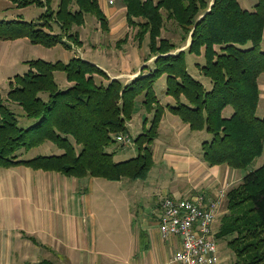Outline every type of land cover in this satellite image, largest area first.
Wrapping results in <instances>:
<instances>
[{"label":"trees","instance_id":"obj_1","mask_svg":"<svg viewBox=\"0 0 264 264\" xmlns=\"http://www.w3.org/2000/svg\"><path fill=\"white\" fill-rule=\"evenodd\" d=\"M10 1L19 8L37 5L45 11L36 21L0 19L2 39L28 38L47 47L82 45L79 33L72 30L85 23L87 13L98 18L103 30L109 29L99 0H59L57 7L53 0ZM121 1L128 25L137 28L139 46L149 38L145 60L155 57L153 67L125 84L78 55L66 62L28 60L29 70L10 81L6 99L0 92V168L25 165L76 178H145L154 165L152 145L168 108L192 130L212 133V139L202 143L203 158L210 166L247 169L264 152V114L258 113L259 77L264 73V0H258L253 10L242 7L239 0ZM165 18L181 27L183 41L190 37L187 52L204 56L205 63L199 67L211 88L189 72L187 52L177 51L179 44L163 36ZM57 70L65 71L71 82L65 89L55 79ZM162 75H166V93L174 99L166 104L154 89ZM6 100L18 103L35 121L20 126L18 113ZM140 105L153 117L149 127L144 118V130L135 138L139 153L115 160L114 151L107 147L119 134L130 135L127 122ZM228 106L233 108L230 116L224 114ZM47 141L59 151L31 158L20 154ZM226 198L227 212L216 236L228 239L237 258L232 264H264V163L248 171ZM37 264L58 263L44 258Z\"/></svg>","mask_w":264,"mask_h":264},{"label":"crops","instance_id":"obj_2","mask_svg":"<svg viewBox=\"0 0 264 264\" xmlns=\"http://www.w3.org/2000/svg\"><path fill=\"white\" fill-rule=\"evenodd\" d=\"M99 2L109 19L108 33L111 40L104 43L98 39L94 43L93 50L96 52L93 55L94 59L90 61L104 69L110 78H119L127 84L144 72V66L153 67L155 57L145 60L149 56V41L146 42V39L141 47L138 42L133 44L134 49L126 44L119 46L118 49L115 45L113 46L112 41L113 37H116L117 24L119 29L130 30L126 19V7L121 1L120 6L111 11L105 7V0H99ZM212 3L213 0H211ZM190 41L189 37L187 41L179 44L177 51L187 52ZM115 48L117 50H114ZM81 56L84 57V55ZM195 56L204 59L203 55L187 52L188 70L207 88H211L210 79L203 75L199 67L205 61H197ZM69 85L71 82L68 81ZM259 85L260 106L261 100H264L263 74L259 77ZM167 96L166 103L174 101L170 95ZM232 112L231 106L224 110L227 116H230ZM258 113L263 115L264 111ZM148 115L153 117V112ZM152 117L148 118L150 122ZM192 131L194 130L188 123L168 108L165 109L158 136L152 147L154 165L160 163L157 175H161L164 179L163 187L170 184L165 187L169 189L156 203L154 207L156 212L154 211L152 218L143 219L142 225L145 227H142L135 236V248L123 264H179L174 259V253L181 245L180 239L175 236L163 237L159 230L161 202L166 196H194L203 193L208 199L220 198L217 223L219 231L222 218L227 212L226 193L230 188L241 183L248 171L232 168L227 164L210 166L203 158V151H197L194 146L185 144ZM42 145H47L51 149L44 154L58 152L53 151L54 144L50 141L40 146ZM69 177L60 172L36 170L25 165L0 168V264H37L44 258L52 259L47 252L53 254L55 258H65L68 264H112L104 261L100 252L97 258H94L92 253L80 252L79 242L80 238L81 241L84 239L85 227L81 219L82 213L74 202L77 187L74 186L72 177ZM182 177L188 179H185L183 183L180 181ZM222 191L225 193L224 196ZM217 239L223 238L217 237ZM219 244L221 247L224 246L222 243ZM221 258L220 256L219 264L222 263Z\"/></svg>","mask_w":264,"mask_h":264},{"label":"rangeland","instance_id":"obj_3","mask_svg":"<svg viewBox=\"0 0 264 264\" xmlns=\"http://www.w3.org/2000/svg\"><path fill=\"white\" fill-rule=\"evenodd\" d=\"M105 1L106 6L105 4L104 6L111 11L119 7L121 3V0H116L114 4H109L108 0ZM58 2L59 0H53V6L57 7ZM239 2L242 7L253 10L258 0H239ZM44 11V7L37 5L19 8L10 0H0V19L23 17L26 20L36 21ZM163 13L166 17L167 13L165 10H163ZM53 26L56 31H59V27L56 23H53ZM116 26V37H113L112 45H115L118 49L119 46H124L126 44V46L134 49L133 44L137 43L135 39L137 28H131V26H129L130 30L125 31L124 29H119L118 24ZM72 32L79 33L83 41L82 45H76V43L68 41L69 44L72 45V48H68L66 45L64 46L62 44L47 47L43 44L32 43L28 38H0V92L4 98H7L10 89V81L13 80L17 74H24L29 70L28 60L41 58L52 62L57 60L66 62L74 55H84V58L91 60L94 59L93 55L96 53L95 50H93L94 43L98 39L104 43H108L111 40L108 30H103L98 18L91 13L85 14V23L83 25H74ZM162 34L177 44L185 42L182 40L184 33L181 27L172 19L165 18ZM117 41H119V45L116 46ZM148 41L149 38L147 37L146 42ZM249 45L250 44L247 46ZM101 46L104 47L103 45ZM261 47L262 50H264V40L262 41ZM116 48L114 50H117ZM194 58H196L197 61H205V58L199 59L197 56ZM148 71L149 68L147 66L143 73H147ZM55 79L60 88L65 89L68 87L65 71H55ZM154 89L158 99L162 104H166L168 101L166 93V75H162L156 79ZM43 96L47 98L46 94H43ZM6 103L18 113L20 126L26 127L35 121L34 118L25 115L23 108L18 103L10 100H6ZM140 107L141 108L136 111L133 117L127 122L132 141L123 142L117 140L107 147L108 151H114L115 160L121 161L129 159L139 153L135 138L144 130V118L152 117L148 115L149 113L146 112L143 106L140 105ZM262 111H264V100H261L259 106V112ZM149 126L150 119L146 123V127ZM212 136V133L204 129L201 132L194 130L191 135L188 136L185 144L192 147L194 146L197 151L202 152V141L211 140ZM49 151H51V149H49L47 145H39L28 151H22L20 154L23 158H31ZM53 151H59L56 145H54ZM263 162L264 152L248 166L247 171L257 168ZM159 165L160 163H156L147 177L137 180H131L129 178L108 180L103 177L91 176L71 178V180H73L72 182H74V186L77 187L74 193V202H76L78 210L82 213L83 217H81V219L84 221L83 226L85 227L84 239L81 241L80 238L79 242L81 253H92L93 257L97 258L100 252V256L104 261H108L112 264L124 263L126 257L129 256L135 248V236L142 227H145L142 225L143 219L152 218L154 211L156 212L154 208L156 203L168 192L169 188L165 189V187L170 184L168 183L163 187L164 179L161 175H157ZM175 173H177V171ZM185 179V177H182L180 181L184 183ZM218 241L224 245L223 247L220 245V256L222 257L221 264H232L237 258L232 249L228 246V239L224 238ZM82 246H84V248H82ZM47 254L58 264H68V261L63 257L55 258V256L49 252H47Z\"/></svg>","mask_w":264,"mask_h":264},{"label":"built area","instance_id":"obj_4","mask_svg":"<svg viewBox=\"0 0 264 264\" xmlns=\"http://www.w3.org/2000/svg\"><path fill=\"white\" fill-rule=\"evenodd\" d=\"M116 0H109L114 4ZM118 141H132L130 135L119 134ZM225 193L222 191V196ZM220 198L206 194L166 196L161 202L158 224L163 237L175 236L181 245L174 253L179 264H219L220 244L217 239Z\"/></svg>","mask_w":264,"mask_h":264}]
</instances>
